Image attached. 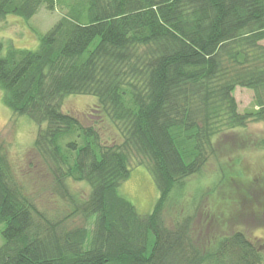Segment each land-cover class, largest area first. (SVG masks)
<instances>
[{
	"label": "trees",
	"instance_id": "1",
	"mask_svg": "<svg viewBox=\"0 0 264 264\" xmlns=\"http://www.w3.org/2000/svg\"><path fill=\"white\" fill-rule=\"evenodd\" d=\"M41 6L65 12L37 49L0 56V92L37 126L66 211L37 206L0 143V264H264L239 231L199 245L182 194L225 133L261 124L251 143L264 150V0H0V21ZM236 88L251 110L239 112ZM68 96L96 99L87 124L62 112ZM136 166L158 190L145 215L118 193Z\"/></svg>",
	"mask_w": 264,
	"mask_h": 264
},
{
	"label": "rangeland",
	"instance_id": "2",
	"mask_svg": "<svg viewBox=\"0 0 264 264\" xmlns=\"http://www.w3.org/2000/svg\"><path fill=\"white\" fill-rule=\"evenodd\" d=\"M64 12L63 8L48 11L41 6L28 21L8 15L0 21V56L9 46L37 49L39 37ZM233 95L239 112L252 109V93L249 90L236 88ZM95 103L96 99L91 96H68L61 110L87 124L91 117L87 118L86 113ZM37 130L28 117L16 116L4 106L0 92V143L12 172L41 210L50 216H61L66 211V205L52 195V177L33 148ZM260 132L261 124L248 123L243 129L222 135L216 146L217 160H211L199 175L186 182L182 194L188 203L186 209L191 210L193 204L191 233L199 245L216 236L239 231L258 248L264 258V150L251 143ZM66 183L76 192L88 190L83 183ZM118 193L143 215L152 211L158 198L153 179L143 166L130 170L129 178L120 185ZM184 206L183 202L178 208ZM175 208H171V212L178 214L179 210ZM164 213L171 218L169 210ZM75 224H79V221Z\"/></svg>",
	"mask_w": 264,
	"mask_h": 264
}]
</instances>
